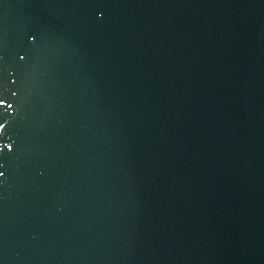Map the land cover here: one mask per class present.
Listing matches in <instances>:
<instances>
[{
  "label": "water",
  "instance_id": "95a60500",
  "mask_svg": "<svg viewBox=\"0 0 264 264\" xmlns=\"http://www.w3.org/2000/svg\"><path fill=\"white\" fill-rule=\"evenodd\" d=\"M0 264H264V0H0Z\"/></svg>",
  "mask_w": 264,
  "mask_h": 264
}]
</instances>
